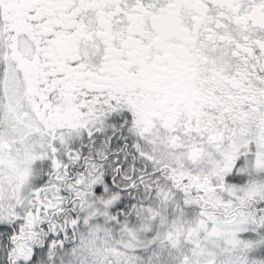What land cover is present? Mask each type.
Masks as SVG:
<instances>
[{
  "label": "snow or ice",
  "instance_id": "obj_1",
  "mask_svg": "<svg viewBox=\"0 0 264 264\" xmlns=\"http://www.w3.org/2000/svg\"><path fill=\"white\" fill-rule=\"evenodd\" d=\"M0 264H264V0H0Z\"/></svg>",
  "mask_w": 264,
  "mask_h": 264
}]
</instances>
